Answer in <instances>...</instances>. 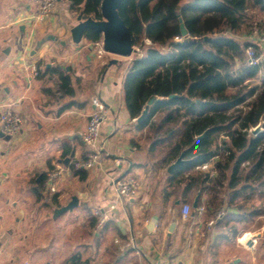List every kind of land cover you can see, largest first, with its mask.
Returning <instances> with one entry per match:
<instances>
[{"label":"crops","instance_id":"1","mask_svg":"<svg viewBox=\"0 0 264 264\" xmlns=\"http://www.w3.org/2000/svg\"><path fill=\"white\" fill-rule=\"evenodd\" d=\"M62 6L65 2L57 8ZM35 7L32 0H0V110L3 104L17 102L16 110L25 120L13 138L17 144H12V138L0 137V264L264 261V186L255 194L247 191L237 195L239 187L230 186L233 162L223 172L213 167L220 162L219 155L185 173L182 183H171L170 165H165V158L161 162L157 159V147L152 150L153 142L143 137L148 128H137L139 124L126 108L123 83L132 60L125 66H114L111 62L118 61L113 58L117 56L106 53V63L102 58L105 53L100 52L102 41L92 44L85 39L75 44L71 37L75 25L61 23V14L50 21L33 22L30 17L37 13ZM67 30L69 37L65 36ZM93 49L101 60L89 54ZM49 55L75 64L77 77H73L70 65L42 64ZM83 59L84 71L80 68ZM31 64L41 70L38 77L29 70ZM49 68L70 76L72 94L60 91L58 76L45 73ZM96 97L109 110L99 144L104 151L100 166L86 171V178L81 180L69 170V164L73 158H85L91 152L82 135ZM66 149H70L68 155L64 154ZM38 151L42 154L40 166L35 164ZM37 167L42 172L34 178L31 174ZM58 170L62 175L53 192L48 177ZM44 175L47 178L42 183ZM126 175L134 176L140 186L139 195L132 200H120L115 192L116 180ZM73 196L78 197V206L55 217V210L67 205ZM43 199L53 204L51 222L59 226L60 234L54 244L51 240L35 251L31 232L25 228L23 206ZM184 204L192 207L186 219L182 217ZM97 208L108 214L103 225L93 216ZM221 208L235 217L229 226L236 234L220 220L210 225ZM244 235L255 240L252 249L240 242ZM67 247L70 252L62 263H53V255L62 254Z\"/></svg>","mask_w":264,"mask_h":264},{"label":"trees","instance_id":"2","mask_svg":"<svg viewBox=\"0 0 264 264\" xmlns=\"http://www.w3.org/2000/svg\"><path fill=\"white\" fill-rule=\"evenodd\" d=\"M68 2L83 19H102V0ZM251 9L264 13V0H123L120 5L134 47L145 48L125 73L126 108L131 119H137L155 98L146 121L137 128L153 129L152 150L161 144L167 147V167L183 154L187 162L170 176L171 183H182L185 173L222 153L226 163L216 167L223 172L233 162L230 186L239 187L237 195L255 194L264 186V124L262 132L251 134L264 121V76L260 84H251L259 77L262 63L250 65L246 56L250 47L256 48V55L260 48L223 35L240 30ZM179 17L187 36L181 33ZM84 37L92 44L102 41L94 30H87ZM45 73L58 76L60 91L73 93L71 78L64 71L49 68ZM221 135L225 136L222 147ZM69 153L66 149L64 154ZM85 172L75 173L84 180ZM234 218L226 214L219 223L233 232L229 222Z\"/></svg>","mask_w":264,"mask_h":264},{"label":"built area","instance_id":"3","mask_svg":"<svg viewBox=\"0 0 264 264\" xmlns=\"http://www.w3.org/2000/svg\"><path fill=\"white\" fill-rule=\"evenodd\" d=\"M66 0H32L37 8V13L30 17V20L33 22H45L50 18L52 13L55 11L59 3H64ZM263 46L260 50V54L256 55L252 47H250L246 55L249 58L248 63L250 65H256L259 63L260 57L264 52V35L262 36ZM101 51L103 52L102 43ZM29 70L32 71L34 77H38L40 72L39 68L35 64L28 66ZM0 87H1V76H0ZM17 102L7 103L1 105L0 110V130L4 136L14 138L22 130L25 120L23 116L16 110ZM92 105L94 111L90 114L88 118V124L85 132L82 135V140L86 146H88L91 152L85 158H73L69 164V170L72 172H82L89 171L96 167H99L101 164V152L99 149L101 130L104 123L109 118V110L105 103L99 98L96 97L92 100ZM62 171H54L49 174L48 177V187L51 191H56V185L58 179L61 177ZM115 192L117 198L120 200H132L135 199L140 192V186L138 180L131 175H126L122 178L116 180ZM113 207V206H112ZM203 208L200 209V212H203ZM192 207L190 204H184L182 207V217L185 219L188 218L191 214ZM226 214L225 208H221L215 214L214 220L210 222V225L215 224L216 221L223 218ZM93 216L97 219L99 225H103L108 219V214L105 213L102 208L94 209ZM240 242L247 247L252 249L255 244V240L249 238L247 235L242 236Z\"/></svg>","mask_w":264,"mask_h":264},{"label":"rangeland","instance_id":"4","mask_svg":"<svg viewBox=\"0 0 264 264\" xmlns=\"http://www.w3.org/2000/svg\"><path fill=\"white\" fill-rule=\"evenodd\" d=\"M189 1L190 0H183V3H188ZM65 5L66 6L60 7L61 8L60 10H59V8L56 7L55 11L50 16L49 21H50V19H55V17L57 15L61 14V18H59V19L62 20L61 23H63L65 26L66 25L67 26L76 25L78 23L77 17L79 15L75 12H72L69 9L68 0L65 1ZM223 35L233 37L234 39H236L240 42H249L251 44L257 45V46H259V48L261 50V48L263 46L262 36L264 35V13H262L258 9L249 10L247 12L246 21L240 30H238L236 32L227 31V32L223 33ZM65 36H67V37L70 36L69 30H67ZM84 41H85V39H84ZM148 44H149V42H147V41L144 42L145 47ZM252 49L256 53V51H257L256 48L252 47ZM144 51H145V48L139 49V48L135 47V52L132 54L131 57H126V58L125 57H118V56L113 57V58H118V61L116 64H114V66H118V65L120 66V64L121 65L123 64L125 66L127 64V62H129L130 60H133L134 58L143 55ZM258 52L260 53V51H258ZM89 54H91L93 56V58L99 56L98 51L94 50V49ZM102 58L104 59V61L106 63H109V60H108L109 57H108V55H106V53L103 54ZM57 59H58L57 56L49 55L46 59H44L42 61V64L53 62V64L55 66H58V65L68 66V65H70L71 71H72L71 73H72L73 77L74 78L77 77V74L75 71L76 70L75 64H73L71 61L62 60V59L60 61L59 60L57 61ZM97 59L101 60V58H98V57H97ZM248 60H249V58L247 57V61ZM259 63H262L261 73L257 79L252 81V83H251L252 85L260 84L261 77L264 76V52H263L262 56L260 57ZM85 67H86V62H85V59H83L80 62V68L82 71H84ZM84 75H86V74H84ZM88 76H90V75L88 74ZM153 132L154 131L152 128H148V129H146V132L143 134V137L147 136L146 139H148V141L154 142L155 137H154ZM224 139H225L224 135H221L218 137V143L220 144V147H222L221 141ZM12 141H13L12 142L13 145L17 144V139L12 138ZM156 151H157V153H156L157 159L161 162L167 154V147L165 145H162V144L158 145ZM219 152H222V151L219 150ZM25 154H26L27 158L28 157L30 158L31 153H29L27 151ZM35 155L37 156V158H36L37 160H35V164H37V166H40L39 162L42 161V154L40 151H38V152H36ZM222 155H223L222 153H219L218 160L224 164V163H226V159H225V157H222ZM215 166H216V164L213 163L214 168H215ZM246 166H247V164H246ZM41 170H42V168L37 167L36 169H34V171L31 175H34V178H36L42 172ZM23 207L25 210V219L27 221L25 228H26V230H29L31 232V237H30L31 245L36 246L35 249H33V250L37 251V248H38L37 246H39L41 248V246H43L44 243H47L51 240H52V244H54L56 241V237L60 234V232H59V226L56 225L55 223L51 222V213H52V209H53L52 202H51V204H49V203H47V201H45L43 199V200H39V201H36L33 203V200H32L31 202L30 201L27 202V204L24 205ZM62 252H63L62 254L57 253V254L53 255V260H52L53 263L63 261V259L69 254L70 251L67 247L66 249H63ZM32 253L35 254L36 252H32ZM55 257H56V260H55ZM57 257H58L59 261H57ZM257 261L259 264H264V261H261L260 259H258ZM41 262H42V259H41Z\"/></svg>","mask_w":264,"mask_h":264},{"label":"water","instance_id":"5","mask_svg":"<svg viewBox=\"0 0 264 264\" xmlns=\"http://www.w3.org/2000/svg\"><path fill=\"white\" fill-rule=\"evenodd\" d=\"M123 0H102L100 5L101 20H95L93 18L83 19L82 16L77 17L78 23L71 29L72 41L75 44H80L85 39V32L87 30H94L102 35V47L105 53L118 56V57H131L135 52L133 45L132 35L129 28L126 26L119 14V8ZM181 33L183 36H187V30L179 17ZM206 39V38H205ZM117 60H113L111 64H115ZM175 95H171L170 98H174ZM155 102V98L151 99L145 106L141 116L136 119L138 124H142L146 121L150 106ZM264 121L261 120L258 126L251 129L253 135H257L263 130ZM0 137L10 140L9 137L0 134ZM202 136L198 137L201 138ZM104 149L101 148L100 152ZM187 161L181 154L178 159L169 166L168 173L173 174L178 168H180ZM79 204L77 196H73L71 201L55 210V217L65 212L73 210ZM174 224L171 226L170 231L173 230Z\"/></svg>","mask_w":264,"mask_h":264}]
</instances>
